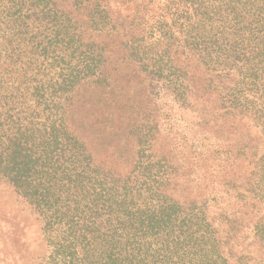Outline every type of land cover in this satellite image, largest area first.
Returning <instances> with one entry per match:
<instances>
[{
	"label": "trees",
	"instance_id": "obj_1",
	"mask_svg": "<svg viewBox=\"0 0 264 264\" xmlns=\"http://www.w3.org/2000/svg\"><path fill=\"white\" fill-rule=\"evenodd\" d=\"M0 180L44 264H264V0H0Z\"/></svg>",
	"mask_w": 264,
	"mask_h": 264
},
{
	"label": "rangeland",
	"instance_id": "obj_2",
	"mask_svg": "<svg viewBox=\"0 0 264 264\" xmlns=\"http://www.w3.org/2000/svg\"><path fill=\"white\" fill-rule=\"evenodd\" d=\"M167 99V97H162L161 101H167ZM96 107L86 108L85 115L81 111V116L100 119L102 111ZM168 108L170 109L166 110L170 113L173 122L177 123L180 119L184 120L178 122L180 126L175 128L180 133L179 131L183 130V126L191 122V114L187 111H178L173 103H169ZM98 128L97 123L91 125L90 128L84 126L80 135L92 146L98 147L100 143L95 141L94 136ZM106 132H110V130L107 129ZM104 149L105 156L110 157L114 148L107 146ZM96 151L100 154L104 153L99 149ZM42 227L41 217L34 208L18 195L11 185L0 180V264H44L49 250Z\"/></svg>",
	"mask_w": 264,
	"mask_h": 264
}]
</instances>
